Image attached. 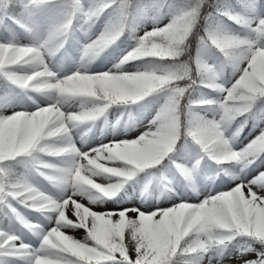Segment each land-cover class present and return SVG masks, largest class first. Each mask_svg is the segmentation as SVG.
Instances as JSON below:
<instances>
[{
    "label": "rangeland",
    "instance_id": "1",
    "mask_svg": "<svg viewBox=\"0 0 264 264\" xmlns=\"http://www.w3.org/2000/svg\"><path fill=\"white\" fill-rule=\"evenodd\" d=\"M21 3L11 13L0 0L3 47H11L16 34L23 30L31 35L32 44L41 45L40 61L49 64L52 61L49 56L57 60L70 58L63 70L71 68L67 71L71 73L90 40L106 37L113 43L92 52V57L102 59L104 64L92 73L86 72L98 76L86 82L84 93L97 98L106 95L109 102H118L121 91L111 94L105 82L100 81L110 74L123 80L131 73L136 74L139 90L138 101L133 99L127 104L137 106L133 117L128 116L130 107H121L120 103L115 107L119 110L108 111V123H114L110 144L115 143L119 149L103 164L102 174L94 169L93 162L92 170L102 176L99 183L81 171L74 146L77 136L67 126L60 130L53 126L49 133L51 121L41 123L25 116L19 97L24 79L11 69L22 65L23 60L4 64L0 59V76L7 84L0 97V129L15 116L22 130L29 131L27 148L0 140V158L26 162L18 185L21 195H27L33 202L31 207L24 208L10 199L5 210H0V233H5L8 242L4 249L0 246L6 254L2 264H96L89 255L84 254L86 262H82L76 254L84 246L94 245L93 235L104 223L120 226L123 232L120 236L125 241L117 243L122 253L119 259L103 264H132L130 259L136 260L152 249L154 231H158L161 223L178 219L186 225L185 231L200 233L204 251L194 264H214V259L227 264H264V223L262 227L257 216L264 207V152H258V148L264 147V111L243 136L245 120H237L234 112L247 109L250 99L232 98L236 86L249 87L264 79V0H230L218 17L215 33L195 54L193 65L184 70L182 81L174 87L159 89L153 87V80L162 84L175 81L173 74L159 71L154 77L152 66L139 56V51L146 37L176 29L171 14L164 15L157 7H149L147 0H140L132 42L123 47V24L114 0L108 3L21 0ZM55 24L80 36L74 49L63 52V46L58 49L52 45L54 37L51 39L49 32ZM165 51L163 45L155 46L158 56ZM226 52L234 58L230 69L223 58ZM199 77L217 91L216 99H210L204 84L196 82ZM184 84L187 87H182ZM28 90L47 96L44 86ZM177 94L185 98L183 126L173 105ZM45 109L39 107L35 114L40 117ZM55 120L59 124L64 117L60 115ZM158 133L167 138L156 153L130 142L133 141L130 137L137 134ZM127 157L140 158L144 170L139 173L129 166ZM243 171L251 173L242 177ZM257 176L262 187L253 191V198L228 203L226 214L220 216L213 202L217 194L231 192L238 183L245 184ZM2 193L0 181V199ZM259 227L262 232L257 235L253 230ZM235 254L240 255L241 261L231 259ZM107 256L112 258L111 254Z\"/></svg>",
    "mask_w": 264,
    "mask_h": 264
},
{
    "label": "bare ground",
    "instance_id": "2",
    "mask_svg": "<svg viewBox=\"0 0 264 264\" xmlns=\"http://www.w3.org/2000/svg\"><path fill=\"white\" fill-rule=\"evenodd\" d=\"M49 37H54L53 46L58 49L62 48L63 52L72 50L76 47L80 40L79 35H73L70 31L66 30L64 26L55 24L52 31L49 32ZM15 42L11 47H3L0 40V59L2 63H10L12 60H23L22 65H15L11 69L19 73L24 79V85L20 90L19 97L22 103V109L27 117H31L38 122H52L48 127L49 133H52L53 126L60 130L62 127L67 126L70 129L71 134L74 133L76 147V158L79 160L80 169L82 172L88 174V177L100 182L102 176L96 174L92 170V164L95 163L94 169L97 168V172L101 174L103 171V164L107 163V159L116 153L119 149L116 144L114 146L110 144V137L114 123L109 122L111 110H119L115 108L118 103L122 104L121 107H130L128 116L133 117L135 115L137 106L127 105L134 102L138 89V76L131 73L127 79H121L120 76L110 74L100 79L101 84L105 82L107 92L111 94L120 93L119 101L109 102L106 95L101 98L94 97L84 93L86 82L95 78L96 74L90 75L88 70L92 71L101 67L104 64L102 59L99 61L92 57V52L101 46L109 47L113 42H110L108 38H93L88 43L87 47L83 48L81 53V61L74 63V70L71 73H67L63 70L64 64L70 60V58L62 57L60 59H54L53 57H47L52 60L49 64L40 61L43 57L41 45L32 44L30 42L31 35L20 30L16 34ZM33 40V39H32ZM115 44V43H114ZM39 58V59H38ZM32 62L28 64L29 62ZM106 62V60H105ZM44 86L47 88L43 93H36L33 90H28L31 87ZM122 87V88H121ZM115 98H118L115 96ZM135 99V100H133ZM114 103L116 105H114ZM46 106V109L44 108ZM45 109L43 114L38 117L35 114V110L38 108ZM110 109V110H109ZM30 111V112H29ZM56 111H58L56 113ZM108 112V113H107ZM124 113V110L122 111ZM62 115L64 120L56 121V117ZM93 116L91 119H88ZM27 118H24L26 120ZM9 121H5L3 128L0 129L1 141L16 142L20 148L29 147V131L22 130L19 126V121L15 116H12ZM119 123V122H118ZM117 125V122H116ZM168 128L165 129L167 131ZM162 134L164 131H161ZM167 136L157 134L154 136H142L134 135L130 137L133 141L132 144L137 143L138 146L144 147L151 153H156L160 149V144L165 140ZM49 153L48 147L46 150ZM39 152H37L38 154ZM43 154V156H45ZM84 155V156H83ZM209 165V164H208ZM98 166V167H97ZM101 170V171H100ZM251 171H243L241 176L246 177ZM262 187L261 179L259 176L247 181L245 184L238 183L233 191L228 193H218L214 199L217 213L221 215L226 214L227 204H238L240 202L250 201L253 198V191ZM260 225L263 227L264 223V207L260 208L257 213ZM264 228V227H263ZM256 229V228H255ZM257 230V229H256ZM257 235L261 234L262 229L259 227L257 231L253 230ZM231 259L234 261H241L240 255H231ZM214 264H227V262H221V260L214 259ZM251 264V263H250ZM255 264V263H252Z\"/></svg>",
    "mask_w": 264,
    "mask_h": 264
},
{
    "label": "trees",
    "instance_id": "3",
    "mask_svg": "<svg viewBox=\"0 0 264 264\" xmlns=\"http://www.w3.org/2000/svg\"><path fill=\"white\" fill-rule=\"evenodd\" d=\"M110 1V0H105ZM230 0H147L149 7H157L164 15L171 14L176 20V29L168 34H155L148 36L144 40V44L140 48L139 55L149 61L154 70V77L158 71L170 72L173 74L175 81L160 83L156 79L153 80L155 89L176 86L182 81L183 73L186 68L192 67L193 57L200 48L209 42L210 36L215 32L218 17L221 16L223 10L229 5ZM7 6L9 12H16L18 5L22 6L21 0H2ZM115 7L118 8V18L123 24L124 44L132 42L130 38L133 36V29L136 25L137 17L136 8L140 4V0H115ZM264 35V31H262ZM157 44L163 45L166 51L158 56L155 52ZM223 58L227 69H230L234 62L233 55L224 53ZM198 84H204L206 90L210 94V99H216L217 91L208 87L202 77L196 78ZM185 87L186 85H182ZM7 87L6 80L0 76V96ZM240 96H248L250 98V106L245 111H235L236 119L245 120V130L242 135L255 125L258 115L264 110V80L252 83L250 87L242 84L235 88L234 100ZM178 117L184 118L185 98L177 94L173 98ZM182 132L187 135L185 128ZM259 153L264 150L258 149ZM127 162L134 167L140 166L138 169H144L143 162L140 158L128 157ZM25 163L19 160H11L9 158H0V177L4 188V193L0 204L4 205L10 196H15L19 201H23L25 197L20 196V189L17 183L20 176L24 172ZM167 222V220L165 221ZM161 223L158 231H154L153 247L146 255H141L136 260H129L133 264H194V260L201 257L204 246L199 242V231L187 232L186 225L182 219L175 222H167L166 225ZM207 224V221H205ZM120 234V227L114 224H102L96 233L98 247H84L83 251L77 252L76 256L81 261H85L83 255H89L96 264L111 260L107 256L110 254H122L117 247V241L114 237ZM6 236L0 233V246L5 243ZM117 248V250H116ZM117 251V252H116ZM115 259H119L115 256ZM4 259V254L0 250V263Z\"/></svg>",
    "mask_w": 264,
    "mask_h": 264
}]
</instances>
